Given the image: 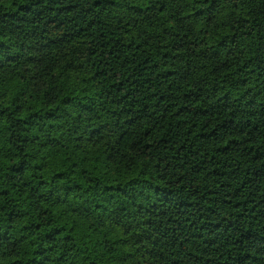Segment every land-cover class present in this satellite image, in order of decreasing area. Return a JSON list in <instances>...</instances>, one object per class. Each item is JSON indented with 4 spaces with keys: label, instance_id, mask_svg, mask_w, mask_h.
Masks as SVG:
<instances>
[{
    "label": "trees",
    "instance_id": "trees-1",
    "mask_svg": "<svg viewBox=\"0 0 264 264\" xmlns=\"http://www.w3.org/2000/svg\"><path fill=\"white\" fill-rule=\"evenodd\" d=\"M0 264H264V0H0Z\"/></svg>",
    "mask_w": 264,
    "mask_h": 264
}]
</instances>
